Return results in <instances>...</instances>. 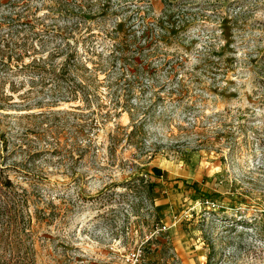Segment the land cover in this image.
<instances>
[{
  "label": "rangeland",
  "instance_id": "rangeland-1",
  "mask_svg": "<svg viewBox=\"0 0 264 264\" xmlns=\"http://www.w3.org/2000/svg\"><path fill=\"white\" fill-rule=\"evenodd\" d=\"M147 29L131 145L114 105L133 78L108 57ZM17 30L28 54L0 64V264H264V0H0V35ZM74 51L105 64L91 107L32 66Z\"/></svg>",
  "mask_w": 264,
  "mask_h": 264
},
{
  "label": "trees",
  "instance_id": "trees-1",
  "mask_svg": "<svg viewBox=\"0 0 264 264\" xmlns=\"http://www.w3.org/2000/svg\"><path fill=\"white\" fill-rule=\"evenodd\" d=\"M160 28L165 32V34H168V31L164 27ZM148 30L149 29L144 31L142 36V38L146 40V43H142L138 46V44H136L138 42V38L135 37V43L130 44L127 48H125V45L123 46V44L122 46H118L115 52L111 54L110 57H108V61L112 62L114 65L122 63L124 78L127 76H131L133 79L135 78L134 81L133 79L132 81H126L127 94L125 96L126 99L123 100V103L120 100L114 105L115 110L117 108H120L122 110L121 113L126 112L131 117L134 129L129 134H124L127 139L126 141L131 145H138L139 141H141L140 139H143L145 136L143 126L146 120L145 118L140 122L135 120L136 115L134 109L136 108L132 100L136 96L134 87L140 85V79H142V75L152 72V63L148 64V61H146L143 53L145 50L150 51V47H152V45L154 44V42H150V30ZM19 32L20 30H17L16 32H11L8 35H0V59H2L3 57V59L0 61V64H5L4 57L6 55H9L6 61L11 63L15 55L17 56V59L19 61L20 59L24 58V54H28L26 44H21V42L15 39V36H17ZM19 49L24 50L25 52H20ZM35 52L38 53L39 50H35ZM137 54L140 55L138 58L136 56ZM52 60L53 57L51 56L47 58L42 57L40 60L35 59L32 62V66L38 68V71H40V75L46 74V76H50V81L53 84H56V89H59V93H61L64 89L67 90V96H61L62 99L77 101L79 98V94L82 93L84 96V102L87 104V107H91L93 105L92 92H94V89L99 87V80L96 73H100L105 67V64L93 63L94 67H90L87 60H83L78 57L77 51H74L71 54H67V58L65 59L61 68L53 66L50 69H47V64L52 63ZM77 66L81 68L82 74L76 73L75 70L77 69ZM148 88L151 89V87ZM142 91H144V89ZM144 92H146V90ZM153 105L154 104L152 103L150 108H152ZM149 110H147L145 114H148ZM106 117H111V114L108 113ZM113 143L116 147V145H118L120 141L118 142L117 138H114ZM153 172L156 179H161V177L163 176L162 171L157 168H154ZM152 187H154L153 184Z\"/></svg>",
  "mask_w": 264,
  "mask_h": 264
}]
</instances>
